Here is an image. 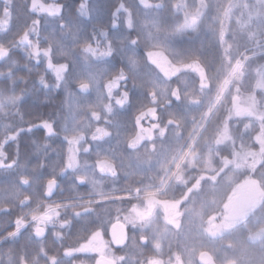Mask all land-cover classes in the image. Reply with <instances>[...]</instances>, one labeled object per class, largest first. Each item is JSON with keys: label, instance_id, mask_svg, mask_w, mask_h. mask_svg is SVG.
I'll list each match as a JSON object with an SVG mask.
<instances>
[{"label": "snow or ice", "instance_id": "obj_1", "mask_svg": "<svg viewBox=\"0 0 264 264\" xmlns=\"http://www.w3.org/2000/svg\"><path fill=\"white\" fill-rule=\"evenodd\" d=\"M134 3L0 0V264H264V0Z\"/></svg>", "mask_w": 264, "mask_h": 264}, {"label": "trees", "instance_id": "obj_2", "mask_svg": "<svg viewBox=\"0 0 264 264\" xmlns=\"http://www.w3.org/2000/svg\"><path fill=\"white\" fill-rule=\"evenodd\" d=\"M61 2H64L65 4V9H66V19L69 18L70 20H74V21H86L81 19L77 13H76V6L79 3V0H60ZM130 3L133 4V6H135L134 0H129ZM116 0H92V6H96L99 5L102 12L101 14H94V18H98V23L97 24H107L109 21V14H110V10L111 8L115 5ZM90 5H91V0H90ZM93 26H89L86 30V33H89L92 30ZM111 28H109L110 30ZM124 35V31L122 32ZM113 36H116L113 34ZM21 62L23 61V55L19 54V53H15L14 54ZM115 60V64H119V58L115 57L113 58ZM22 75L25 73H21ZM36 84V81L33 80L30 82L31 87H33ZM135 95V93H134ZM47 97V96H46ZM56 102H52V103H48L45 104L44 101L42 99H33L32 97H29L27 102H26V108H30V115L32 116H44L45 118H47L48 114H49V110L50 111H54L56 109V107H58L60 109L61 107V97L57 96V98L55 99ZM57 104V106H55ZM47 107L49 110H47ZM27 118V117H26ZM21 149H22V154L25 156L29 157V164L35 163L37 157L35 155H31V151H30V147L28 145H26L25 143L21 142ZM45 172L48 171V169L46 168L44 170ZM3 177H0V181H3ZM7 219V217L0 215V222H3ZM0 234H2V232H0ZM26 235V233H25ZM50 238H49V243H50Z\"/></svg>", "mask_w": 264, "mask_h": 264}, {"label": "rangeland", "instance_id": "obj_3", "mask_svg": "<svg viewBox=\"0 0 264 264\" xmlns=\"http://www.w3.org/2000/svg\"><path fill=\"white\" fill-rule=\"evenodd\" d=\"M58 2H61V1L58 0ZM89 3H90V0H89ZM91 5H92V0H91ZM0 6H2V4H0ZM65 19H66V16H65ZM81 19L86 20L85 18H81ZM97 19L94 18V16H93L91 20L87 19L86 21H74V20H70L69 18H67L66 20H68L69 23L75 22V23L81 25L82 26L81 35H85V34H87L86 33V31H87L86 29L89 26H94V25H96L98 23ZM54 25H55V21H50L49 22V27L54 26ZM123 31H124L123 28H121L119 31H114V30L110 29L109 33L112 36H113V34L116 35V36H122V34H123L122 32ZM113 58H112V62L115 63V60ZM38 67L42 69L43 65H40ZM34 71H35V69H34ZM31 88L35 92V94L37 96V99H42L45 104L56 102L55 99L57 98V96L61 97V102H62V99H63V92L62 91L61 92H51V90H49L48 92H45L44 90L39 88V85H38L37 82ZM55 106H57V104ZM47 110H49L48 107H47ZM58 111H62V108L60 107V109H59L58 107H56V109L54 111H50L49 110V114H48L47 117H49V116L55 117L56 116V112H58ZM33 137H35L38 140V142H43V131L42 130H34V132H33V134L31 136L29 134L25 133L22 136V138H21V142L25 143L26 145H28L30 147V151L31 152H32V147H33L31 145V139ZM54 143H60V138H57L54 141Z\"/></svg>", "mask_w": 264, "mask_h": 264}]
</instances>
